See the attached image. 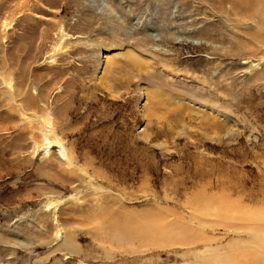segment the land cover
<instances>
[{"label": "rangeland", "instance_id": "374dc122", "mask_svg": "<svg viewBox=\"0 0 264 264\" xmlns=\"http://www.w3.org/2000/svg\"><path fill=\"white\" fill-rule=\"evenodd\" d=\"M0 264H264V0H0Z\"/></svg>", "mask_w": 264, "mask_h": 264}, {"label": "bare ground", "instance_id": "6f19581e", "mask_svg": "<svg viewBox=\"0 0 264 264\" xmlns=\"http://www.w3.org/2000/svg\"><path fill=\"white\" fill-rule=\"evenodd\" d=\"M134 50H137V49H134ZM121 54H122V56L125 59L127 58L130 61H135V62L141 63L144 66V70L149 69V63H150L148 61L149 59L148 58L145 59V58H142V57L139 58V55H137L133 51V49L125 50V52L124 53L122 52ZM115 56L116 55H112L110 57V54L106 53L105 56H104V58H103L102 71H100V73L97 76V81L99 83V86H101V87H106L108 85L106 74L108 72V69L110 68L111 61L114 60V57ZM150 60H152V58ZM144 135H146V131H144ZM69 159H70V157H69Z\"/></svg>", "mask_w": 264, "mask_h": 264}]
</instances>
